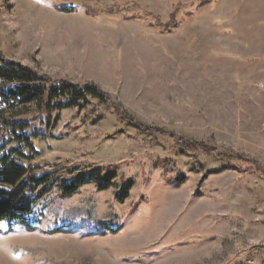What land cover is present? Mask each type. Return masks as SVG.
I'll return each mask as SVG.
<instances>
[{"label": "rangeland", "instance_id": "rangeland-1", "mask_svg": "<svg viewBox=\"0 0 264 264\" xmlns=\"http://www.w3.org/2000/svg\"><path fill=\"white\" fill-rule=\"evenodd\" d=\"M174 16L172 32L154 27ZM0 56L252 162L180 152L96 100L52 113L39 155L23 162L60 175L112 167L117 178L105 192H52L34 232L0 225V264H264V0H0ZM39 117L37 106H0V126Z\"/></svg>", "mask_w": 264, "mask_h": 264}, {"label": "trees", "instance_id": "trees-1", "mask_svg": "<svg viewBox=\"0 0 264 264\" xmlns=\"http://www.w3.org/2000/svg\"><path fill=\"white\" fill-rule=\"evenodd\" d=\"M148 16L155 17L150 14ZM175 17L166 24L157 17L154 27L163 32H172L179 24ZM93 100L110 109L119 123L126 127H133L145 135L174 140L175 147L180 152L212 154L222 160L233 159L241 163H252L245 161L244 157L236 152H220L204 143L167 135L159 129L135 123L127 118L111 95L95 86H80L66 80L42 76L26 66L0 56V106L10 109L37 106L41 114L39 124L34 120H20L0 126V225L5 226V229H1L3 234H10L17 227L29 232L36 231V208L54 191H58L63 199H69L91 184H95L100 192H105L113 186L117 173L112 167L85 171L73 167L60 175L59 169L51 170L23 162L35 160L39 155L34 140L45 134L43 125L49 123L48 118L52 113L59 116L66 110L82 111L89 107ZM256 170L264 173L260 167ZM130 189V182L124 185L118 195L120 202L127 198Z\"/></svg>", "mask_w": 264, "mask_h": 264}]
</instances>
